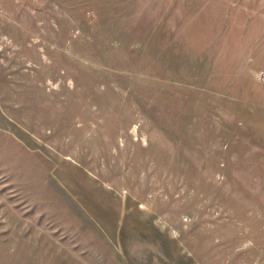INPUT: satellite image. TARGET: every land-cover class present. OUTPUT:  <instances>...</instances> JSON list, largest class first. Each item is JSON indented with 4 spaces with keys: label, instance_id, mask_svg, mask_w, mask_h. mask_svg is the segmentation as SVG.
<instances>
[{
    "label": "rangeland",
    "instance_id": "rangeland-1",
    "mask_svg": "<svg viewBox=\"0 0 264 264\" xmlns=\"http://www.w3.org/2000/svg\"><path fill=\"white\" fill-rule=\"evenodd\" d=\"M0 264H264V0H0Z\"/></svg>",
    "mask_w": 264,
    "mask_h": 264
}]
</instances>
